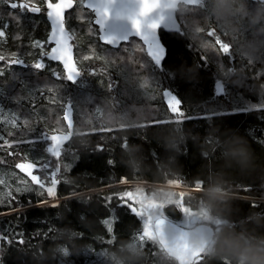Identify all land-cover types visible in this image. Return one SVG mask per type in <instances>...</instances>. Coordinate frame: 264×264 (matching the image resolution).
Masks as SVG:
<instances>
[{"label":"trees","instance_id":"trees-1","mask_svg":"<svg viewBox=\"0 0 264 264\" xmlns=\"http://www.w3.org/2000/svg\"><path fill=\"white\" fill-rule=\"evenodd\" d=\"M177 17L179 32L160 33L166 47L161 63L137 39L112 49L92 34L89 20L75 25L81 71L73 82L59 81L52 72L62 73L60 64L49 62L44 71L26 63L9 67L13 53L34 61L39 50L32 43L47 34L41 16H16L0 2V28L8 23L0 38L6 57L0 64V134L30 141L0 148V234L10 241L0 243V264H59L62 250L70 264H90L94 252L119 264H177L153 233V247L133 239L144 222L116 199L106 202L125 190L140 209L155 203L161 217L177 224L191 215L211 226L215 237L205 264H236L214 254V245L264 241V9L246 0H215L207 8L184 7ZM209 28L231 45L229 55L208 36ZM85 55L94 58L85 61ZM48 89V96L37 92ZM161 90L180 102V123L170 122ZM62 105L65 111L72 105V125ZM157 120L169 123L151 126ZM58 133L68 142L61 183L49 197L15 164L45 156L55 166L42 136ZM121 177L128 182L118 183ZM178 207L187 208L184 215ZM111 217L117 222L108 241L103 221Z\"/></svg>","mask_w":264,"mask_h":264},{"label":"snow or ice","instance_id":"snow-or-ice-1","mask_svg":"<svg viewBox=\"0 0 264 264\" xmlns=\"http://www.w3.org/2000/svg\"><path fill=\"white\" fill-rule=\"evenodd\" d=\"M41 3L46 5V16L50 22V32L48 38L44 41L34 40L32 47L38 49L39 59L31 66L37 71H44L47 68L45 60L55 61L62 65L63 72H52L54 79L62 80H75L81 71V68L78 66L77 60L79 57L76 54V45L75 32L76 29L70 26V19L73 17L76 9L83 6L87 10V15L94 18L91 19V24L93 27V33L98 41L103 45H108L109 47L116 44V37L107 34V21L112 16V12L109 7L105 6V0H41ZM138 11L128 17L131 28L135 33L137 39L141 41L143 45H146V52L148 55L156 62L160 63L164 51L161 45L157 43V32L160 28V23L156 21H150L148 18L151 14L160 6V0H138ZM11 9H20L21 14L30 12L32 14H40L42 12V7L36 3V0H11L9 4ZM82 19V18H81ZM8 27L5 25L4 28ZM4 28H0V38H4L6 33ZM208 36L214 37L216 44L219 46V50L225 54L229 55L231 52V45L227 42L221 40L219 36L216 35L213 28L208 29ZM122 44H128V36L125 35L120 38ZM50 45V47H46ZM93 52L95 50L93 49ZM14 58L8 59V65H19L27 63L24 59L19 57L18 53H13ZM93 56L85 55L83 60L88 61L93 59ZM95 58H99L96 56ZM205 58L207 55L205 54ZM6 57L0 55V62L5 61ZM51 71V69H49ZM3 71L0 70V75H3ZM92 74H95L93 72ZM110 87V85H109ZM52 89L47 91L37 90L41 95L48 96ZM162 91V90H161ZM163 97L166 99L167 107L173 113V120L170 122L180 123L183 119V113L180 108V102L178 99L167 91H162ZM52 102H55V97H52ZM35 107V105H33ZM64 112V120L66 124L72 125L73 123V107L72 105H67L65 111V105H62ZM169 123V121H153L151 126L158 124ZM13 127L17 126V119L13 118L11 121ZM13 132H8L7 136H13ZM49 146L46 148V156H50L55 159L56 164L53 165L52 159H46L45 156L42 158L36 159L35 161L30 162H20L15 164V168L18 169L21 173H24V180L30 178V182L41 189L46 188L47 195L52 197L55 195L56 186L61 183V180L58 179V173L60 172V158L64 153L66 142L65 137L60 134H52L47 136ZM0 148L13 149L16 145L21 143H30L29 140H9L5 135L0 134ZM99 150H104L103 146H98ZM9 155H16L14 151L9 152ZM110 164H114V161H109ZM128 182L127 177H121L118 183L126 184ZM0 183H3L0 181ZM46 184L50 186L46 187ZM248 191V188L243 189ZM11 197V193H9ZM119 201L120 206L126 208L132 215L137 217L140 221L144 222L145 227L141 230L136 236H133V239H138L146 247L152 245L150 235L151 230L155 226H159L164 222L163 218H156L154 222L145 218L141 214V209L138 207L136 202V196L130 190H125L121 193H114L112 197L107 199V203H111L112 199ZM14 199V197H12ZM183 202V201H182ZM45 203L41 201V204ZM56 206V205H52ZM253 206H256V203H253ZM182 215L187 211L186 207H178L176 209ZM116 218H105L103 224L106 226V232L108 235V241L114 236V224L116 223ZM184 225L182 224L179 229H182ZM10 242L8 237L4 234H0V243ZM22 242V241H20ZM183 251H186L191 257V264H205L207 258L199 250L193 249L192 246L185 242L180 246Z\"/></svg>","mask_w":264,"mask_h":264},{"label":"water","instance_id":"water-1","mask_svg":"<svg viewBox=\"0 0 264 264\" xmlns=\"http://www.w3.org/2000/svg\"><path fill=\"white\" fill-rule=\"evenodd\" d=\"M180 4L192 6L195 4V0H160V6L148 18L150 21L160 23V28L157 32V43L163 48L164 55L162 58L166 54V47L161 41L160 33H177L180 31L181 26L177 18V11ZM105 6L109 7L112 12V16L107 21V34L117 39L115 45L111 47L108 45L105 46L112 49L119 48L123 45L120 42V38L125 35L128 36V40L133 38L137 39L131 28L128 17L134 15L138 11V0H105ZM143 46L146 51V45ZM69 132L72 131L70 130ZM163 220L164 222L159 226L154 225L153 233L164 253L168 257L173 258L177 264H191L192 257L180 247L185 242L189 243L193 249L199 250L202 253H204L213 242V229L208 225L195 224L198 220L197 217L191 220L192 227H183L179 230L178 227L181 225L167 218H163ZM196 237L199 238L197 239Z\"/></svg>","mask_w":264,"mask_h":264},{"label":"flooded vegetation","instance_id":"flooded-vegetation-1","mask_svg":"<svg viewBox=\"0 0 264 264\" xmlns=\"http://www.w3.org/2000/svg\"><path fill=\"white\" fill-rule=\"evenodd\" d=\"M214 1L215 0H195V4L192 5V6H186V5L180 4L179 5V10L184 8V7H190V8H195V9L207 8L208 4L210 2H214ZM246 1L249 2V3L251 2V3L256 4V6L258 4L262 9H264V0H246ZM0 2L4 4V6L6 7L7 11H10V13H12L14 15L16 14V16L19 15V16H24V17H27V18L41 16V18L43 20V26H44V29H45V33L47 34V38H48V35H49V32H50V22H49L46 14H45L46 11H47L46 5L41 3V0H36V3H38L43 9L40 14H32L30 12H26L24 14H21L20 9H11L10 8L9 4H10L11 0H0ZM53 2H55V0H53ZM11 11H13V12H11ZM86 13H87V10L83 6H81L78 9H76L75 12H74L73 17L70 19V26L75 29V27H76L75 25H77V24L81 25L82 23L86 24L87 20L91 21V19L94 18V14H93V17H89ZM6 25H8V23H6ZM74 43H76L75 40H74ZM46 47H50V45H46ZM37 59H39V56L36 57V59L34 61L31 60V61L27 62L26 65L31 66V64L35 63L37 61ZM49 62H52V63H55V64H59V63H57L55 61L45 60V63L47 65V67L49 66ZM1 63L2 62H0V64ZM19 65H21V64H19ZM69 81L73 82V80H69Z\"/></svg>","mask_w":264,"mask_h":264},{"label":"clouds","instance_id":"clouds-1","mask_svg":"<svg viewBox=\"0 0 264 264\" xmlns=\"http://www.w3.org/2000/svg\"><path fill=\"white\" fill-rule=\"evenodd\" d=\"M213 253L230 257L236 261V264H264V241L254 244H244L237 240L225 241L220 247L214 245Z\"/></svg>","mask_w":264,"mask_h":264},{"label":"rangeland","instance_id":"rangeland-1","mask_svg":"<svg viewBox=\"0 0 264 264\" xmlns=\"http://www.w3.org/2000/svg\"><path fill=\"white\" fill-rule=\"evenodd\" d=\"M181 25V24H180ZM84 26H86L84 24ZM165 101L167 98H165ZM1 114V111H0ZM63 137H66L65 134L62 133H58ZM52 135V134H50ZM50 135H44L42 136V140L47 142V147L49 146V142L47 139V136ZM161 208L162 206H160L159 204H155V203H144L143 207L141 208V213L143 212V216L149 220H152L154 222V220L156 218H161L162 213H161ZM193 218V216L189 215L186 216V218L184 219V226L190 225V220ZM145 226V224H144ZM151 233H153V230H151ZM67 252L65 250L60 251V259H59V264H70L69 262L65 261L67 259ZM88 258H90L91 263L90 264H119L117 261H115L112 257L108 256L105 252H94L88 255Z\"/></svg>","mask_w":264,"mask_h":264},{"label":"bare ground","instance_id":"bare-ground-1","mask_svg":"<svg viewBox=\"0 0 264 264\" xmlns=\"http://www.w3.org/2000/svg\"><path fill=\"white\" fill-rule=\"evenodd\" d=\"M179 23H180V22H179ZM180 26H181V25H180ZM180 30H181V29H180ZM194 217H196V216H194ZM194 217H193V218H194ZM193 218H192V219H193ZM192 219H191V220H192ZM197 223H198V220H197V222H196L195 224H197ZM209 227H211V226H209ZM211 228H212V227H211ZM212 229H213V228H212ZM213 231H214V229H213ZM214 237H215V231H214ZM213 240H214V238H213ZM204 253H205V252H204ZM204 253H203V254H204ZM172 259H173V258H172ZM176 263H177V262H176Z\"/></svg>","mask_w":264,"mask_h":264}]
</instances>
